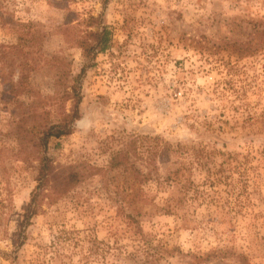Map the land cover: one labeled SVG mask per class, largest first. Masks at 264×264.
Here are the masks:
<instances>
[{
	"label": "rangeland",
	"instance_id": "rangeland-1",
	"mask_svg": "<svg viewBox=\"0 0 264 264\" xmlns=\"http://www.w3.org/2000/svg\"><path fill=\"white\" fill-rule=\"evenodd\" d=\"M0 264H264V0H0Z\"/></svg>",
	"mask_w": 264,
	"mask_h": 264
},
{
	"label": "trees",
	"instance_id": "trees-1",
	"mask_svg": "<svg viewBox=\"0 0 264 264\" xmlns=\"http://www.w3.org/2000/svg\"><path fill=\"white\" fill-rule=\"evenodd\" d=\"M106 46H107L106 44L101 45V51L106 50ZM81 48L83 49L85 56H88V48L85 47L84 45H81ZM77 116H78V111H77V107H75L74 117H77ZM68 132H70V128L68 125H65L62 127L61 126H58V127L54 126L46 132L45 140L50 139L51 137H61L64 134H67ZM42 162H43V165L41 168V175H40V179H39L40 184L45 182L44 179L48 178V180H49V177H50L48 164L45 163V160H43ZM122 163H123V161L119 162L117 160V158L112 159V167H117ZM54 177L55 176L50 177V178L55 181ZM80 178H82V175H80V173H77V172H71L70 174H68L66 176L58 177V180L56 181V185H55V188L57 189L56 191H58V193L60 192V193L64 194L72 186H74L79 181ZM34 199H36V198L34 197ZM34 213H35V211H34ZM31 215H32V212H31ZM31 215H29V217Z\"/></svg>",
	"mask_w": 264,
	"mask_h": 264
}]
</instances>
